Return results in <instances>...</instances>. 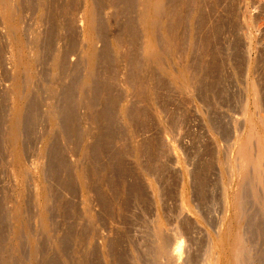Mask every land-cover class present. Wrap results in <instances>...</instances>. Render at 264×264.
Instances as JSON below:
<instances>
[{
  "label": "rangeland",
  "instance_id": "rangeland-1",
  "mask_svg": "<svg viewBox=\"0 0 264 264\" xmlns=\"http://www.w3.org/2000/svg\"><path fill=\"white\" fill-rule=\"evenodd\" d=\"M9 2V23L0 4V264H154L162 227L179 264H227L225 196L247 119L264 146V0ZM90 4L100 30L89 59ZM246 211L242 236L260 259L264 219L251 196Z\"/></svg>",
  "mask_w": 264,
  "mask_h": 264
},
{
  "label": "bare ground",
  "instance_id": "bare-ground-1",
  "mask_svg": "<svg viewBox=\"0 0 264 264\" xmlns=\"http://www.w3.org/2000/svg\"><path fill=\"white\" fill-rule=\"evenodd\" d=\"M95 1V0H94ZM121 1V0H120ZM132 1V0H131ZM107 2V1H106ZM91 3V2H90ZM124 3V2H123ZM0 4L2 6V10H3V15L6 17V19L8 20L9 16L12 15V6L11 5V2H9V0H0ZM111 4V3H110ZM130 4V3H129ZM88 5V4H87ZM92 4H90V7H91ZM89 6V5H88ZM93 6V5H92ZM96 7V6H95ZM94 7H91V9L87 6H85V9H84V21H85V25H86V36H87V39H89L88 41V48L86 49L87 50V57L90 59V57H92V53H93V48H92V45L91 44V37L93 36L94 33H96V29L98 30V28H96L95 26V21H94V12L95 10H93ZM155 8H156V12H159L161 11V3L160 2H157V4L155 5ZM1 10V9H0ZM56 10V9H55ZM58 11V10H57ZM56 11V12H57ZM93 12V14H92ZM99 13V12H98ZM94 16V17H93ZM111 16V15H110ZM114 16V15H113ZM8 17V18H7ZM12 18H9L8 20V23L13 21L11 20ZM81 19V18H80ZM102 19V18H101ZM112 19V18H111ZM110 19V20H111ZM96 20V19H95ZM109 20V19H107ZM52 21V20H51ZM83 21V20H82ZM145 21V19H144ZM15 22V21H14ZM13 22V23H14ZM57 22V21H56ZM141 22V21H140ZM98 23V21H97ZM126 23V22H125ZM146 22H144L145 24ZM113 25V23H111ZM123 24V23H122ZM141 26L143 24V19H142V23H140ZM8 25V24H7ZM120 25V23H119ZM131 25V24H130ZM110 26V25H109ZM108 26V27H109ZM14 27V25H13ZM78 27V26H77ZM107 27V26H106ZM114 27V26H113ZM121 27V26H120ZM147 27V25H146ZM129 28V27H128ZM138 28V26H137ZM142 27H140L141 29ZM10 28H8L9 30ZM13 29V28H12ZM19 29V28H18ZM146 29V28H144ZM100 30V29H99ZM99 30H98V34H99ZM102 30V29H101ZM121 30V29H120ZM124 30V29H123ZM10 31H13V34H15L14 32V29L13 30H9V33ZM109 31V30H108ZM125 31V30H124ZM103 32V31H102ZM121 32V31H120ZM142 33V31H140ZM139 32V33H140ZM147 32V31H146ZM101 33V32H100ZM104 33H106L104 31ZM118 33V32H117ZM124 33V32H123ZM133 33V32H132ZM138 34V33H136ZM102 35V34H101ZM10 36V35H9ZM118 37V36H117ZM131 37V36H129ZM135 37V36H134ZM141 37V36H140ZM16 37H14L15 39ZM137 38V37H136ZM146 38V37H145ZM12 39V38H11ZM127 39V38H126ZM17 40V39H16ZM134 40V39H133ZM136 40V39H135ZM134 40V41H135ZM145 40V39H144ZM18 41V40H17ZM87 41V40H86ZM17 43V42H16ZM142 44H144L142 42ZM91 45V46H90ZM138 45V44H137ZM21 46V44H20ZM136 47V46H135ZM17 48V47H16ZM22 48V47H21ZM136 49V48H135ZM138 49V48H137ZM135 51V50H134ZM138 51V50H137ZM23 52V51H22ZM107 52V51H106ZM104 53V52H103ZM144 53V52H143ZM15 54V53H14ZM17 54V52H16ZM15 54V55H16ZM19 54V53H18ZM94 54V57H95V53ZM105 54V53H104ZM58 55V54H57ZM85 55V54H84ZM135 55V54H134ZM19 56V55H18ZM18 56L16 55V57L18 58ZM97 56V55H96ZM93 57V58H94ZM135 57V56H134ZM16 58V61L18 60ZM59 58L57 57L55 59V64L58 66L59 64ZM61 59V58H60ZM96 59V58H95ZM134 59V58H133ZM132 59V60H133ZM29 60V59H28ZM94 60V59H93ZM131 60V61H132ZM30 61V60H29ZM33 61V59H32ZM26 62V61H25ZM91 62V61H89ZM94 62V61H93ZM18 63V61H17ZM27 63V62H26ZM31 63V61H30ZM29 63V65H30ZM133 63V62H132ZM135 63V62H134ZM90 65V63H89ZM136 65V64H135ZM140 65V64H139ZM31 66V65H30ZM63 66V65H62ZM59 67V66H58ZM132 67V66H131ZM28 68V67H27ZM60 68V67H59ZM22 69V68H21ZM62 69V68H61ZM89 69V68H88ZM23 70V69H22ZM31 70V69H29ZM27 70V71H29ZM94 70V69H93ZM21 72V71H20ZM32 72V71H31ZM185 72V71H184ZM25 73V72H24ZM29 73V72H28ZM90 74V73H89ZM88 74V75H89ZM182 74V76L184 75L183 72L180 73ZM27 75V74H26ZM29 75V74H28ZM27 75V76H28ZM132 75V74H131ZM87 76V75H86ZM181 76V75H180ZM181 76V78H182ZM188 76V75H187ZM17 77V76H16ZM12 78V77H11ZM27 78H30L27 77ZM88 78V77H86ZM184 78V77H183ZM26 79V78H25ZM24 79V80H25ZM189 79V78H188ZM29 80V79H28ZM33 80V79H32ZM21 81H23L21 79ZM26 81V80H25ZM23 82L24 84L27 82ZM94 82V81H93ZM22 83V82H21ZM85 83V82H84ZM184 84H185V80H184ZM9 85V83H8ZM85 85V84H84ZM91 85V84H90ZM15 86V85H14ZM24 86V85H23ZM183 86V85H182ZM6 87V86H5ZM13 87V86H12ZM26 87V86H25ZM82 87V86H81ZM84 87V86H83ZM82 87V88H83ZM6 89V88H5ZM22 89V87H21ZM256 89V88H255ZM68 91V90H67ZM5 93V92H4ZM21 93V92H20ZM18 94V93H17ZM22 95V94H21ZM20 97V96H19ZM255 97V96H254ZM255 99V98H254ZM253 99V100H254ZM24 100V99H23ZM27 100V99H26ZM252 100V99H251ZM20 101V100H19ZM22 102V101H21ZM11 105V104H10ZM24 105V104H23ZM258 109H259V106H258ZM70 110V108H69ZM24 111V110H23ZM261 111V110H259ZM69 112V111H68ZM109 112V111H108ZM262 112V111H261ZM32 113V112H31ZM106 113V112H105ZM14 114V113H13ZM62 114V113H61ZM66 116L68 115L65 114ZM64 115V116H65ZM69 118H70V115H68ZM106 116V115H105ZM72 117V116H71ZM17 119H15L12 125V133H15L17 132V134H19V130L16 131V127H17V122L18 121V117H16ZM67 117V124L69 125V128H71L70 130L73 129V124H70L69 123V119ZM23 119V117H22ZM66 119V117H65ZM264 121V120H263ZM23 122V121H22ZM70 122H72L70 120ZM247 122H248V131L246 133V135L242 138V139H239L238 143H237V150H236V157L234 160L231 161L232 164H230L232 167H234L233 171H236L237 172V177H236V182H235V185L233 188L231 189H228L227 192H226V203L228 204V211L230 213L229 215V218L225 219L223 221L222 224H224V229L222 230L220 236H223L222 237V246L226 253H227V258H226V261H227V264H259V260H261L262 258L264 259V257L260 258L252 252V249L250 248L249 245H247L248 243H245L244 241V233H243V236H242V230H241V227L246 224V222L248 221V218L249 216H247V211H246V203H247V197L248 196H251L255 202H257L259 205H260V210H261V215H262V219H264V191L260 190V188H262L263 184H264V153H263V143H262V138L261 136H258L257 135V131L255 132L254 131V121L252 119H247ZM260 122H262L260 120ZM259 122V123H260ZM264 123V122H263ZM21 124V123H20ZM9 125V124H8ZM68 125H67V128H68ZM263 125V124H262ZM73 126V127H71ZM76 126V125H75ZM264 126V125H263ZM9 128V127H7ZM264 128V127H263ZM19 129V128H18ZM256 129V128H255ZM69 130V131H70ZM6 131V130H5ZM10 131V130H8ZM16 131V132H15ZM76 131V130H75ZM78 131V130H77ZM7 132V131H6ZM9 135L11 132H8ZM259 133V132H258ZM16 134V138H17V135ZM73 134V133H72ZM8 135V136H9ZM14 135V134H13ZM69 135V134H68ZM14 137V136H13ZM10 139V138H9ZM13 139V138H12ZM15 139V137H14ZM252 139L255 140V146L251 145L250 143L252 142ZM4 143V142H3ZM10 143V142H9ZM254 144V143H253ZM252 146L253 148L255 147V153L253 152V149H252ZM56 148V147H54ZM45 149V148H44ZM51 150V149H50ZM53 150V149H52ZM60 153V152H59ZM59 160V159H58ZM236 161V162H235ZM33 166V165H32ZM225 166V165H224ZM32 168V167H31ZM226 170V169H225ZM230 170V169H228ZM43 171V170H42ZM235 173V172H233ZM24 175V174H23ZM27 175V174H26ZM234 175V174H233ZM232 175V176H233ZM83 176V175H82ZM231 177V176H230ZM232 178V177H231ZM83 179V177H82ZM230 182V181H229ZM233 185V184H232ZM19 186V185H18ZM31 188V187H30ZM80 188V187H79ZM88 188V187H87ZM225 189V188H224ZM225 191V190H224ZM49 197V196H48ZM88 199V198H87ZM34 200V199H33ZM46 200V199H45ZM87 204V203H86ZM11 205V204H10ZM47 205V204H46ZM46 211V210H45ZM44 211V212H45ZM225 211V210H224ZM254 214V213H253ZM255 215V214H254ZM223 217V215H221ZM226 217V216H225ZM251 217V216H250ZM45 218V217H44ZM259 218V217H258ZM260 219V218H259ZM219 222L220 219H219ZM158 225V224H157ZM217 225V224H216ZM254 225V224H253ZM261 225V224H260ZM245 226V225H244ZM157 227V226H156ZM159 227V226H158ZM157 227V228H158ZM162 226H160L159 228H161ZM254 227V226H253ZM158 228V229H159ZM163 229V227H162ZM160 229V230H162ZM221 229V228H219ZM243 229V228H242ZM261 229V228H260ZM156 231V229L154 231H156V237H155V241L153 243V256H154V264H179L178 261H179V255L180 253H178L179 251V247L176 246L174 248H170L168 247L169 244H168V240H167V235L168 233H162L160 234V231ZM246 230V229H245ZM258 230V229H257ZM264 230V228H263ZM261 230H259V233H260ZM165 232V231H164ZM169 232V231H168ZM218 232V231H217ZM244 232V231H243ZM262 233V231H261ZM164 234H167V235H164ZM264 235V234H263ZM169 236V235H168ZM165 237H167L165 239ZM154 239V238H153ZM169 239V238H168ZM214 242V241H213ZM218 241L214 242V243H217ZM213 244V243H212ZM256 244V243H255ZM216 244H214L215 246ZM221 245V244H220ZM213 246V247H214ZM212 247V246H211ZM208 249V248H207ZM178 250V251H177ZM211 252V251H210ZM220 253V252H219ZM223 253V251H222ZM218 255V254H217ZM210 258V257H209ZM223 258V257H222ZM216 259V258H215ZM217 260V259H216ZM220 259H218L219 261ZM2 262V261H1ZM208 262V261H207ZM153 263V262H152ZM216 263V261H215ZM214 263V264H215ZM213 264V263H212ZM219 264V263H218Z\"/></svg>",
  "mask_w": 264,
  "mask_h": 264
}]
</instances>
